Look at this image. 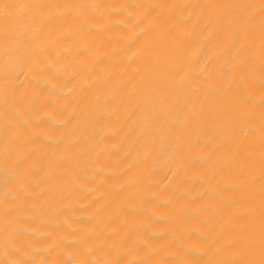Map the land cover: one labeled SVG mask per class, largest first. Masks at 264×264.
I'll list each match as a JSON object with an SVG mask.
<instances>
[{"label": "bare ground", "instance_id": "1", "mask_svg": "<svg viewBox=\"0 0 264 264\" xmlns=\"http://www.w3.org/2000/svg\"><path fill=\"white\" fill-rule=\"evenodd\" d=\"M0 264H264V0H0Z\"/></svg>", "mask_w": 264, "mask_h": 264}]
</instances>
